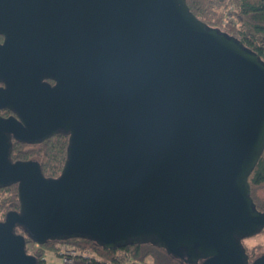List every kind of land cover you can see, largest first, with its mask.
<instances>
[{
  "label": "water",
  "instance_id": "95a60500",
  "mask_svg": "<svg viewBox=\"0 0 264 264\" xmlns=\"http://www.w3.org/2000/svg\"><path fill=\"white\" fill-rule=\"evenodd\" d=\"M0 34V108L18 114L0 117V188L17 185L20 204L0 221V264H37L25 237L250 263L241 241L264 230L248 182L264 150L257 53L185 0H0ZM57 133V177L11 160L12 139Z\"/></svg>",
  "mask_w": 264,
  "mask_h": 264
},
{
  "label": "trees",
  "instance_id": "16d2710c",
  "mask_svg": "<svg viewBox=\"0 0 264 264\" xmlns=\"http://www.w3.org/2000/svg\"><path fill=\"white\" fill-rule=\"evenodd\" d=\"M190 12L209 27L236 37L242 44L264 60V0H185ZM67 135L57 133L38 144H25L12 139L10 158L13 162L35 160L42 174L57 177L66 159ZM250 196L258 210L264 208L252 195L256 188L264 186V150L248 178ZM17 185L0 188V221L6 213L19 210ZM17 233L22 231L17 228ZM26 252L36 258L37 264H45V252H58V244L88 249L97 259H77L73 264H184L169 256L162 248L151 243L128 244L106 250L96 243L82 238L49 241L35 246L27 237ZM248 254V250L246 249ZM250 261V260H249Z\"/></svg>",
  "mask_w": 264,
  "mask_h": 264
},
{
  "label": "rangeland",
  "instance_id": "374dc122",
  "mask_svg": "<svg viewBox=\"0 0 264 264\" xmlns=\"http://www.w3.org/2000/svg\"><path fill=\"white\" fill-rule=\"evenodd\" d=\"M252 195L264 208V186L254 189L252 191ZM241 242L243 246L248 250V256L250 261L254 260L258 256L264 255V230L255 236L244 238ZM35 246L37 247V245ZM57 254L58 252L46 250L44 256L45 264H60L59 256Z\"/></svg>",
  "mask_w": 264,
  "mask_h": 264
},
{
  "label": "built area",
  "instance_id": "2783aa9c",
  "mask_svg": "<svg viewBox=\"0 0 264 264\" xmlns=\"http://www.w3.org/2000/svg\"><path fill=\"white\" fill-rule=\"evenodd\" d=\"M58 256L60 264H73L77 259H97L98 256L88 249H77L74 246L58 244Z\"/></svg>",
  "mask_w": 264,
  "mask_h": 264
},
{
  "label": "flooded vegetation",
  "instance_id": "af4514ba",
  "mask_svg": "<svg viewBox=\"0 0 264 264\" xmlns=\"http://www.w3.org/2000/svg\"><path fill=\"white\" fill-rule=\"evenodd\" d=\"M4 40H5V34H0V44H2L4 42ZM47 82L51 85L54 84V82L52 80H47ZM5 83H6L5 77L3 76V74H0V89L5 88ZM0 117L1 118H9V117L18 118V114L16 111H14L8 107H2V108H0ZM258 257H256V258H258ZM252 261H250L249 264H251Z\"/></svg>",
  "mask_w": 264,
  "mask_h": 264
}]
</instances>
